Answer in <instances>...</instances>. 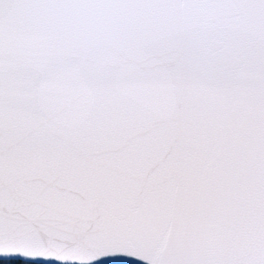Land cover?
Returning <instances> with one entry per match:
<instances>
[{
    "label": "snow or ice",
    "instance_id": "6c2138e0",
    "mask_svg": "<svg viewBox=\"0 0 264 264\" xmlns=\"http://www.w3.org/2000/svg\"><path fill=\"white\" fill-rule=\"evenodd\" d=\"M0 254L264 264V0H0Z\"/></svg>",
    "mask_w": 264,
    "mask_h": 264
},
{
    "label": "water",
    "instance_id": "95a60500",
    "mask_svg": "<svg viewBox=\"0 0 264 264\" xmlns=\"http://www.w3.org/2000/svg\"><path fill=\"white\" fill-rule=\"evenodd\" d=\"M10 257H19V258L33 260V261H44V262L59 263V264H81L76 261H67V260L61 261V260L52 259V258H49V259H44L42 257L30 258V257H25L19 254H16V255L0 254V258H10ZM92 262L96 264H147V262L144 260L136 259V258L125 256V255L105 256V257H101L98 260H93Z\"/></svg>",
    "mask_w": 264,
    "mask_h": 264
},
{
    "label": "trees",
    "instance_id": "16d2710c",
    "mask_svg": "<svg viewBox=\"0 0 264 264\" xmlns=\"http://www.w3.org/2000/svg\"><path fill=\"white\" fill-rule=\"evenodd\" d=\"M0 264H59V263H49L44 261H33L18 257H11V258H0Z\"/></svg>",
    "mask_w": 264,
    "mask_h": 264
},
{
    "label": "bare ground",
    "instance_id": "6f19581e",
    "mask_svg": "<svg viewBox=\"0 0 264 264\" xmlns=\"http://www.w3.org/2000/svg\"><path fill=\"white\" fill-rule=\"evenodd\" d=\"M67 261H72V260H67ZM76 262H79V261H76ZM79 263H81V262H79ZM87 264H96V263L90 261V262H87Z\"/></svg>",
    "mask_w": 264,
    "mask_h": 264
}]
</instances>
